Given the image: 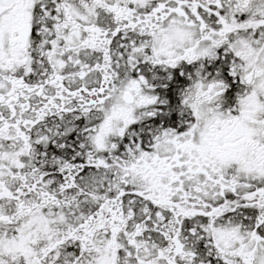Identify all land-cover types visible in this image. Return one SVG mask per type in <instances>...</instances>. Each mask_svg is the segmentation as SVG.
<instances>
[{
  "label": "snow or ice",
  "instance_id": "snow-or-ice-1",
  "mask_svg": "<svg viewBox=\"0 0 264 264\" xmlns=\"http://www.w3.org/2000/svg\"><path fill=\"white\" fill-rule=\"evenodd\" d=\"M0 264H264V0H0Z\"/></svg>",
  "mask_w": 264,
  "mask_h": 264
}]
</instances>
